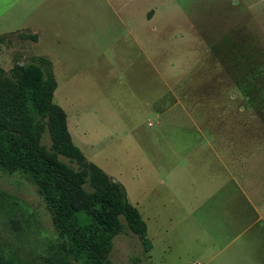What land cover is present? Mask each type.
Segmentation results:
<instances>
[{"label":"rangeland","instance_id":"1","mask_svg":"<svg viewBox=\"0 0 264 264\" xmlns=\"http://www.w3.org/2000/svg\"><path fill=\"white\" fill-rule=\"evenodd\" d=\"M235 1L0 0V68L51 62L74 145L146 224L150 249L119 234L110 264H264V0ZM57 244L36 187L0 171V256Z\"/></svg>","mask_w":264,"mask_h":264},{"label":"trees","instance_id":"2","mask_svg":"<svg viewBox=\"0 0 264 264\" xmlns=\"http://www.w3.org/2000/svg\"><path fill=\"white\" fill-rule=\"evenodd\" d=\"M23 38L37 40L35 34ZM6 39L0 36V43ZM56 87L44 57L16 60L8 72L0 68V171L27 179L45 203L58 244L44 263L110 264L113 238L124 233L148 251L146 224L123 186L74 145L65 112L53 102ZM45 133L49 146L42 143ZM0 264L10 262L0 256Z\"/></svg>","mask_w":264,"mask_h":264},{"label":"crops","instance_id":"3","mask_svg":"<svg viewBox=\"0 0 264 264\" xmlns=\"http://www.w3.org/2000/svg\"><path fill=\"white\" fill-rule=\"evenodd\" d=\"M234 4H236V1L234 0V2H233Z\"/></svg>","mask_w":264,"mask_h":264},{"label":"water","instance_id":"4","mask_svg":"<svg viewBox=\"0 0 264 264\" xmlns=\"http://www.w3.org/2000/svg\"><path fill=\"white\" fill-rule=\"evenodd\" d=\"M20 65H22V64H20Z\"/></svg>","mask_w":264,"mask_h":264}]
</instances>
